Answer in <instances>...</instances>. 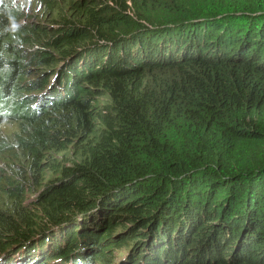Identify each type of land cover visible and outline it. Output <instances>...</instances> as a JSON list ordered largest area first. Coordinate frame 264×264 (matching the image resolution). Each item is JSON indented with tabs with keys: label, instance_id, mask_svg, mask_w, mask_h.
<instances>
[{
	"label": "trees",
	"instance_id": "obj_1",
	"mask_svg": "<svg viewBox=\"0 0 264 264\" xmlns=\"http://www.w3.org/2000/svg\"><path fill=\"white\" fill-rule=\"evenodd\" d=\"M14 3L0 155L45 186L24 203L2 175L0 264H264V0H37L33 23Z\"/></svg>",
	"mask_w": 264,
	"mask_h": 264
},
{
	"label": "rangeland",
	"instance_id": "obj_2",
	"mask_svg": "<svg viewBox=\"0 0 264 264\" xmlns=\"http://www.w3.org/2000/svg\"><path fill=\"white\" fill-rule=\"evenodd\" d=\"M37 2V0H15L16 6L19 9V12L21 13V16H24L25 18L22 19V22L24 23H33L36 20L39 22L45 21V18L42 19V9H43V5L40 4V8L39 9H35V3ZM19 5H21V7H19ZM47 21H49L48 19H46ZM21 22V23H22ZM58 30V29H57ZM26 61L29 59L28 57H25ZM25 61V62H26ZM27 69H29V67H26ZM25 69V68H24ZM45 73H47L49 75L50 71H46ZM36 74V71L33 70H29V72L25 75V78H29V81L33 80L34 76ZM54 80V78L52 79ZM105 99V98H103ZM103 99L100 100V102L103 101ZM20 125L18 123H5L1 126L0 128V136L1 138H3L4 143H7V146L10 147L11 145H13L14 143V139H15V135L19 133V127ZM4 154L0 155V171L2 172L0 174V191L1 188L4 187L6 184L4 181L2 180V175L5 173L8 177H15L14 181H22L24 184L28 185L25 187L26 189V194H25V198H24V203H27L29 201H32L35 194H38L39 192L37 191L39 188L45 186H37L36 185H32L29 184V180H33V173L29 172L27 174L24 173H16L14 168L15 165L13 164V154H15V152H9L8 150H4L3 152ZM55 161L59 162V163H66L69 165V160L74 161V154L72 153L71 149L66 150L63 153H56L54 156ZM18 163V162H16ZM72 163V162H71ZM8 165L11 166L12 169L8 168ZM55 175H52L51 173H45L44 174V179L45 182H48L50 179H53ZM41 177L39 178V181L41 182ZM26 201V202H25ZM6 205H10L9 200L7 199L6 195H4L3 193L0 192V207L1 206H6ZM122 249H112L109 253L111 254V259L108 262V264H121V259H122ZM37 255V253H35ZM85 258H87V260H85V264H91L90 260H89V256H85ZM106 259H108V257H106ZM1 261V258H0ZM27 263L25 262L24 259H22L21 257H17L16 260L9 262L7 264H23ZM52 264H80L79 262L76 263H71V261H67V262H56V263H52ZM95 264H104L103 261H98Z\"/></svg>",
	"mask_w": 264,
	"mask_h": 264
},
{
	"label": "clouds",
	"instance_id": "obj_3",
	"mask_svg": "<svg viewBox=\"0 0 264 264\" xmlns=\"http://www.w3.org/2000/svg\"><path fill=\"white\" fill-rule=\"evenodd\" d=\"M36 102V101H35ZM80 264H85V262H83V261H81V262H79Z\"/></svg>",
	"mask_w": 264,
	"mask_h": 264
}]
</instances>
